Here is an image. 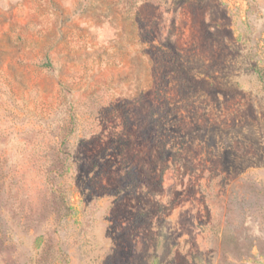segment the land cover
I'll return each mask as SVG.
<instances>
[{"label":"rangeland","instance_id":"1","mask_svg":"<svg viewBox=\"0 0 264 264\" xmlns=\"http://www.w3.org/2000/svg\"><path fill=\"white\" fill-rule=\"evenodd\" d=\"M264 0H0V264H264Z\"/></svg>","mask_w":264,"mask_h":264},{"label":"trees","instance_id":"2","mask_svg":"<svg viewBox=\"0 0 264 264\" xmlns=\"http://www.w3.org/2000/svg\"><path fill=\"white\" fill-rule=\"evenodd\" d=\"M260 78L264 82V76L260 74Z\"/></svg>","mask_w":264,"mask_h":264}]
</instances>
